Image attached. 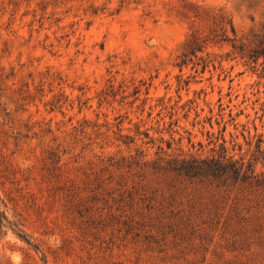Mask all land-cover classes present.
I'll return each mask as SVG.
<instances>
[{"label":"rangeland","instance_id":"obj_1","mask_svg":"<svg viewBox=\"0 0 264 264\" xmlns=\"http://www.w3.org/2000/svg\"><path fill=\"white\" fill-rule=\"evenodd\" d=\"M264 0H0V264H264Z\"/></svg>","mask_w":264,"mask_h":264},{"label":"trees","instance_id":"obj_2","mask_svg":"<svg viewBox=\"0 0 264 264\" xmlns=\"http://www.w3.org/2000/svg\"><path fill=\"white\" fill-rule=\"evenodd\" d=\"M264 159V156L262 157ZM168 169L179 176L188 179L206 180L212 182H231L233 184H248L264 188V175L255 174L253 163L231 161L230 159L206 158L173 161ZM1 219V213H0Z\"/></svg>","mask_w":264,"mask_h":264}]
</instances>
